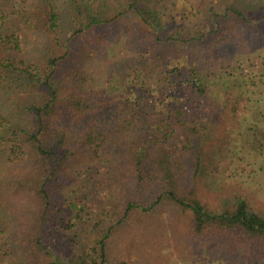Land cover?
Wrapping results in <instances>:
<instances>
[{
	"label": "trees",
	"instance_id": "trees-1",
	"mask_svg": "<svg viewBox=\"0 0 264 264\" xmlns=\"http://www.w3.org/2000/svg\"><path fill=\"white\" fill-rule=\"evenodd\" d=\"M184 1L174 22L176 0H0V264H171L164 242L187 264L264 255L255 193L212 186L254 110L216 65L246 59L264 14ZM209 77L224 90L206 102Z\"/></svg>",
	"mask_w": 264,
	"mask_h": 264
},
{
	"label": "rangeland",
	"instance_id": "rangeland-1",
	"mask_svg": "<svg viewBox=\"0 0 264 264\" xmlns=\"http://www.w3.org/2000/svg\"><path fill=\"white\" fill-rule=\"evenodd\" d=\"M184 0H176V11L174 12V22L188 20V15L190 8H187V5H184ZM196 5L202 2V0H195ZM216 2V8L219 10L218 3L223 5V0H214ZM239 7L245 10L251 17L260 18L264 14V0H239ZM224 6V5H223ZM199 8L201 5L198 6ZM167 9V8H166ZM196 12V10H195ZM257 20V19H256ZM259 27L261 33H258L257 36H253L251 41V51L248 52L246 59L244 61L236 60L233 63L229 61V64H217L220 71L225 74L224 84L234 86L235 84L241 85V92L243 96L248 99L251 108L254 107L252 112H249L237 127H234L230 133L233 146L226 147L224 151V156L219 160L217 165L216 173L213 174V196L218 198L220 194L216 191L219 188H222L221 196L225 198L228 192H231L232 196L234 195V189L236 187H248L249 190L255 193L256 197L259 199L260 203L264 207V20L260 19ZM120 53L123 57L132 56L137 58L138 55L129 53L127 51H122ZM128 53V54H127ZM236 57H239L240 54H236ZM139 58V57H138ZM220 59L217 62L222 61ZM190 62V61H189ZM241 62L242 65L239 63ZM177 63L175 59L172 60V64ZM138 64L142 65L143 60L139 59ZM201 65L196 61H192L185 66V71L189 73L195 69H201ZM209 68V66H208ZM208 68L203 67L202 70L206 71ZM233 73L232 75H226V73ZM220 73V72H219ZM204 84L206 85L208 92V97L201 96L206 102L211 101L216 94L224 90L223 84H220L217 77L214 78H203ZM155 82L148 83L147 85L151 88ZM154 99L157 98L158 102L169 101L170 99L166 94H159L153 91ZM199 97V96H198ZM166 104V103H165ZM208 119V118H207ZM206 118L202 119V122L209 125L208 133L215 135L212 131L216 129L214 125L210 127V122ZM104 171V170H103ZM209 181V180H207ZM231 190V191H230ZM212 191V192H213ZM106 190H102L101 193L96 195H91L90 203H93L95 207L99 210L102 206V202L105 200ZM228 198V197H227ZM226 198V199H227ZM72 210H66V218H69L72 214ZM83 220L78 221L79 233L84 237L88 233V228L90 226L89 220L87 222L88 214L87 212H82ZM207 252V253H206ZM209 251L207 249L202 250V256H196L193 259L192 264H264V255L261 254L258 259L248 258L243 256L239 252L235 251L234 253H227L226 261L222 260H213L208 255ZM163 256H168V262L171 264H182L184 257H180V251L172 248L171 244L164 242L162 244ZM182 254V253H181ZM136 255L126 256L130 261H136ZM187 264V263H183Z\"/></svg>",
	"mask_w": 264,
	"mask_h": 264
}]
</instances>
